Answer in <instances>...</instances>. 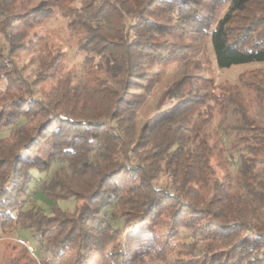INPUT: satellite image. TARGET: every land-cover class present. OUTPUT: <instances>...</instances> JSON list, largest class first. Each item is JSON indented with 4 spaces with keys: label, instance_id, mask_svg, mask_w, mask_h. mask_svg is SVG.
Listing matches in <instances>:
<instances>
[{
    "label": "trees",
    "instance_id": "16d2710c",
    "mask_svg": "<svg viewBox=\"0 0 264 264\" xmlns=\"http://www.w3.org/2000/svg\"><path fill=\"white\" fill-rule=\"evenodd\" d=\"M57 11L79 33L91 81H74L62 72L65 51L29 36V27ZM0 34L7 42L6 53L0 48V130L10 127L0 137L1 229H30L56 264H136L145 257L264 264V125L239 85L189 96L198 75L188 73L163 92L177 100L172 111L137 126L155 68L197 56L207 40L220 69L237 54L264 58V0H0ZM23 51L36 64L31 79L17 63ZM238 82L253 85L264 115V70L241 73ZM215 111L231 119L216 130ZM219 131L232 134L230 147L240 150L234 175L218 163L221 179L211 161L223 154ZM54 162L62 164L40 185L50 211L24 208L31 169L47 171ZM160 173L168 177L164 186L156 184ZM69 198L82 201L73 216L57 204ZM110 206L105 220L101 212ZM182 230L194 238H180ZM131 231L150 239L139 258L128 251ZM17 251L2 264H51L25 245Z\"/></svg>",
    "mask_w": 264,
    "mask_h": 264
},
{
    "label": "rangeland",
    "instance_id": "374dc122",
    "mask_svg": "<svg viewBox=\"0 0 264 264\" xmlns=\"http://www.w3.org/2000/svg\"><path fill=\"white\" fill-rule=\"evenodd\" d=\"M35 3V2H34ZM29 36L37 33L38 35L45 36L48 39L51 47H57L62 51H65V58L63 60L62 72L69 71L72 75L74 81H80L88 79L91 81V77L87 70L85 69L84 63V54L78 48V39L79 33L71 32L67 28V18L62 16L60 11H57L55 15L47 19L43 24L31 26L28 29ZM0 48L3 53L7 51V42L4 37L0 34ZM31 53L29 51L21 52L20 57L17 60L19 66L26 65L25 73L29 74L31 79L33 75L31 74V68L35 67L36 64H31L29 62ZM95 69V67H94ZM264 70V58H261L259 55H242L237 54L234 64L226 69H220L217 67L210 42L207 40L203 45L201 52L189 60L182 62L180 64H169L164 67L155 68L153 77L155 78L154 85L151 91L147 94L146 100L141 107L138 117H137V126L138 128L142 125L143 122L148 121L152 123L157 119L161 114H168L175 107L177 100L175 98L167 100L163 96V92L169 87V85L176 81L177 79L183 77L188 73L197 74L198 78L191 85V91L189 96L193 94L202 93L204 88H208L210 91L218 92L217 87L220 85H239V88L244 94L245 100L249 102L251 106V114L259 121L258 125H264V115L260 103L262 101L261 96L255 98V90L251 83L243 85L238 82V76L241 73L246 75L251 74L254 70ZM248 80V79H247ZM56 80L42 82L40 86L42 89H48L51 85H54ZM6 80L5 78H0V92L5 91ZM111 86L113 88H118L115 85ZM41 89V88H38ZM138 92L136 90H131ZM140 91V90H139ZM13 95L16 93L11 92ZM9 94V95H11ZM35 95L43 97V93L36 91ZM223 114L215 111L213 117V127L216 130L218 123L224 121V125L230 122V116L224 118ZM23 122V119L18 121L14 126H18ZM254 127L258 128L257 125ZM219 129V128H217ZM10 127H5L0 130V137L7 136L9 134ZM218 131V130H217ZM218 133L217 146L223 148L222 156H213L212 162L215 167L216 176L221 179L222 173L224 170L219 167V162H222L232 175L235 174V169L238 164V154L240 150H233L230 147V142L233 141L232 134H223L220 131ZM212 138V139H211ZM216 138L212 136L208 139L209 142H212ZM239 149V148H238ZM221 158V159H220ZM222 160V161H221ZM61 162H54L51 164L49 170L47 171H37L31 169L33 179L30 181L26 195L24 197V208H41L42 210L49 212L50 207L52 206V201L47 199L41 192L40 185L43 181L49 178L58 167L61 166ZM261 169L262 166H259ZM168 177L164 173H160L157 177L156 184L166 185ZM213 191L208 189L204 192L205 202L210 201ZM64 213L68 216L76 215L79 211V208L82 204V201L76 200L74 198H69L67 200H60L57 203ZM112 206L105 208L101 214L105 220H110V212ZM113 222V221H111ZM121 220L114 222L115 225H120ZM128 241V251L136 255V258H139V255L143 252L144 248L149 244L148 235L138 232L131 231L129 232ZM187 238L188 240L193 239L194 237L186 230L180 232V238ZM199 244H202L200 241ZM20 245H25L28 247L32 255L37 258H47L50 260L51 264H56L57 259L45 249H40L38 243L35 241L32 236L30 229H20L17 225L12 226L6 230L0 228V264L4 263L6 258L10 254L17 253L20 248ZM144 257V256H143ZM136 264H164L157 260H151L147 257L144 258L143 262H137Z\"/></svg>",
    "mask_w": 264,
    "mask_h": 264
}]
</instances>
